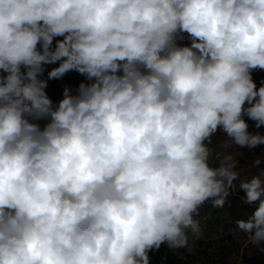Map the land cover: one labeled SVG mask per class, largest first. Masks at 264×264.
<instances>
[{"label":"clouds","instance_id":"9594fccd","mask_svg":"<svg viewBox=\"0 0 264 264\" xmlns=\"http://www.w3.org/2000/svg\"><path fill=\"white\" fill-rule=\"evenodd\" d=\"M57 63L48 79L86 80L53 104ZM257 70L264 0H0V264L191 252L240 178L227 149L264 148ZM239 189L236 231L264 254V168Z\"/></svg>","mask_w":264,"mask_h":264},{"label":"rangeland","instance_id":"374dc122","mask_svg":"<svg viewBox=\"0 0 264 264\" xmlns=\"http://www.w3.org/2000/svg\"><path fill=\"white\" fill-rule=\"evenodd\" d=\"M57 66L58 63L44 65L45 71L41 77L47 81L45 91L53 104H57L62 99L65 87L75 90L80 82L86 80L76 71H70L59 79H48L47 73ZM40 123L43 125L44 121H40ZM248 124L252 131H264L256 129L255 123L250 120ZM224 136L225 134L219 130L213 136L212 147L216 151H225L218 142ZM227 151L231 152L237 161L236 170L239 172L240 178L234 182L235 187L232 190L238 192L241 180L259 174L260 169L264 168V148L247 149L233 146ZM257 158L262 161L260 166L253 165V161ZM250 214L234 218L227 212L205 213L199 208L194 219L200 223L202 235L195 241L192 251L170 250L162 245L160 249L149 252L150 264H243L245 257L256 253V247L247 243L243 233L236 231V221L246 219Z\"/></svg>","mask_w":264,"mask_h":264},{"label":"trees","instance_id":"16d2710c","mask_svg":"<svg viewBox=\"0 0 264 264\" xmlns=\"http://www.w3.org/2000/svg\"><path fill=\"white\" fill-rule=\"evenodd\" d=\"M184 42L187 43V40H185ZM252 75L253 79L257 83V86H259L261 81L264 80V71L257 70L254 71ZM230 192L231 194L227 197L226 203L223 207L213 208L211 202H207L202 205L200 209H202L205 213L211 212L217 214L220 212H227L234 218H239V216L242 217L245 214H250L255 210L254 207L248 206L242 202L241 196L243 195V193L240 190L238 192H233V190L231 189ZM243 264H264V254H262L256 248V253L252 256L245 257V259L243 260Z\"/></svg>","mask_w":264,"mask_h":264},{"label":"built area","instance_id":"2783aa9c","mask_svg":"<svg viewBox=\"0 0 264 264\" xmlns=\"http://www.w3.org/2000/svg\"><path fill=\"white\" fill-rule=\"evenodd\" d=\"M251 121V120H250ZM252 123H255V122H253V121H251Z\"/></svg>","mask_w":264,"mask_h":264}]
</instances>
